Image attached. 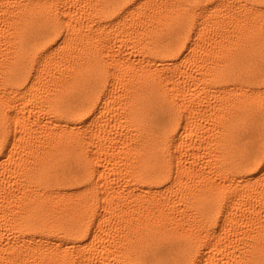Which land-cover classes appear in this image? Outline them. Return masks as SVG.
<instances>
[{
    "label": "snow or ice",
    "instance_id": "1",
    "mask_svg": "<svg viewBox=\"0 0 264 264\" xmlns=\"http://www.w3.org/2000/svg\"><path fill=\"white\" fill-rule=\"evenodd\" d=\"M0 264H264V0H0Z\"/></svg>",
    "mask_w": 264,
    "mask_h": 264
}]
</instances>
